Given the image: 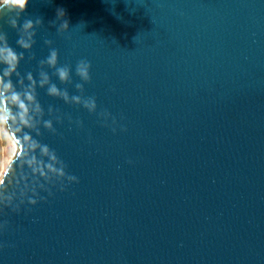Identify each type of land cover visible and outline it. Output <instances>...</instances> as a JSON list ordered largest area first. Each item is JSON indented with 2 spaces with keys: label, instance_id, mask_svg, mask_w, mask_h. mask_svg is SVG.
Masks as SVG:
<instances>
[{
  "label": "water",
  "instance_id": "obj_1",
  "mask_svg": "<svg viewBox=\"0 0 264 264\" xmlns=\"http://www.w3.org/2000/svg\"><path fill=\"white\" fill-rule=\"evenodd\" d=\"M29 17L43 28L21 75L39 80L51 40L73 80L45 68L52 82L98 109L38 88L55 132L36 139L78 183L33 173L18 139L35 132L6 122L18 151L0 180V264H264V0H31ZM0 31L24 51L7 16Z\"/></svg>",
  "mask_w": 264,
  "mask_h": 264
},
{
  "label": "clouds",
  "instance_id": "obj_2",
  "mask_svg": "<svg viewBox=\"0 0 264 264\" xmlns=\"http://www.w3.org/2000/svg\"><path fill=\"white\" fill-rule=\"evenodd\" d=\"M31 0H0V21L8 17V24L11 28L17 30L19 38L16 43L22 52H17L8 42L7 34L0 31V123L11 121L16 124L21 131L25 128L31 129L35 132L33 136L30 132H23V135L18 139V142L23 149L25 146L29 149V156L24 161L33 173L39 172L41 177L47 183L51 184L54 180L60 181L61 184L66 180L68 183H78V178L68 175L66 172V165L59 160L58 156L46 144L40 143L36 137L42 136L41 127L49 132L54 133L55 127L52 119H45V112L43 106L38 100V88L46 89L47 94L53 98L62 99L67 104H75L83 106L88 112L92 114L97 113L98 105L94 97L84 98L83 95H70L69 92L61 90L57 84L52 82V79L45 68L55 70V75L63 84L73 83L72 80V67L70 65H59V52L52 45L51 40H45L50 52L45 60L40 61L39 80H37L31 72L26 74V79L21 75L19 69L21 63L26 59L24 53L32 52L33 46L36 43V29L43 28V21L41 18L33 20L32 18L23 19L21 25L20 20L27 13ZM57 16L61 19L59 31L61 33L70 31L69 23L64 19L65 12L63 9L57 10ZM55 26V22H52ZM35 59V56H32ZM91 63L88 60L81 59L75 67L76 76L84 83H75V88L78 92L83 94L84 84L91 82ZM16 78L17 83L13 81ZM49 116L62 123L61 117L57 116L56 110L49 106ZM102 119L107 120L110 113H100ZM79 126H83L81 121H71ZM115 123V121H113ZM115 132L116 129L113 128ZM14 139H16L14 137ZM21 156H24V151H21ZM46 157V159H45ZM45 169L47 171H45ZM38 180L28 191L32 192L33 196L38 197L36 185L41 190H47L45 185ZM51 194V193H49ZM22 197H27V192L21 194ZM5 205V208H11L14 202ZM23 202V201H21ZM28 202L35 206L37 199L28 198ZM15 211H19L17 206ZM7 228V222L0 224V231Z\"/></svg>",
  "mask_w": 264,
  "mask_h": 264
},
{
  "label": "rangeland",
  "instance_id": "obj_3",
  "mask_svg": "<svg viewBox=\"0 0 264 264\" xmlns=\"http://www.w3.org/2000/svg\"><path fill=\"white\" fill-rule=\"evenodd\" d=\"M13 141L14 140L11 137V135H10V133L6 127V123H0V176L2 173L1 171H3L2 169L5 165V163L7 162L8 156L11 155L10 153L12 152ZM16 153H15V155H16Z\"/></svg>",
  "mask_w": 264,
  "mask_h": 264
},
{
  "label": "bare ground",
  "instance_id": "obj_4",
  "mask_svg": "<svg viewBox=\"0 0 264 264\" xmlns=\"http://www.w3.org/2000/svg\"><path fill=\"white\" fill-rule=\"evenodd\" d=\"M14 143L15 142L13 141V148H12V152L10 153L11 155L10 156H8L9 154L7 155L8 159L6 158L7 162L5 163V165H4L3 169H2L3 171H1L2 173H1V176H0V180H1L2 175H3L4 171L6 170L8 164L11 162V160L14 158L15 153L18 151V147H17L16 143L15 144Z\"/></svg>",
  "mask_w": 264,
  "mask_h": 264
}]
</instances>
